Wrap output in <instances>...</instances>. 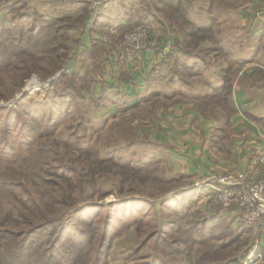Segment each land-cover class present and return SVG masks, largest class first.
Returning a JSON list of instances; mask_svg holds the SVG:
<instances>
[{
  "label": "rangeland",
  "instance_id": "374dc122",
  "mask_svg": "<svg viewBox=\"0 0 264 264\" xmlns=\"http://www.w3.org/2000/svg\"><path fill=\"white\" fill-rule=\"evenodd\" d=\"M262 47L264 0H0V264H218L255 245L220 238L233 224L204 195L217 174L264 180L257 146L234 144L257 133L262 170Z\"/></svg>",
  "mask_w": 264,
  "mask_h": 264
},
{
  "label": "built area",
  "instance_id": "2783aa9c",
  "mask_svg": "<svg viewBox=\"0 0 264 264\" xmlns=\"http://www.w3.org/2000/svg\"><path fill=\"white\" fill-rule=\"evenodd\" d=\"M205 193L208 201L225 210L234 228L264 226V180L246 182L243 173L217 174Z\"/></svg>",
  "mask_w": 264,
  "mask_h": 264
},
{
  "label": "crops",
  "instance_id": "0c3cea01",
  "mask_svg": "<svg viewBox=\"0 0 264 264\" xmlns=\"http://www.w3.org/2000/svg\"><path fill=\"white\" fill-rule=\"evenodd\" d=\"M261 50H262V52L264 53V48L262 47V48H260ZM147 68V67H146ZM145 68V69H146ZM255 73V71L252 73V81H251V83H250V85L253 87L254 86V88H252V90L253 89H264V85L262 86V87H260V84L262 83V84H264L263 82H260V80L257 78V83L254 81L255 80V78H254V74ZM264 80V79H263ZM164 82H166L165 80H164ZM173 82V81H172ZM159 84H162V83H160V81L158 80V82H157V78H156V81H155V84H153L152 85V87H150L152 90L150 91V93L149 94H152L153 92H158V95H159V97H162L161 96V94H164L163 92H161V91H159L158 89H157V87L158 86H162V85H159ZM169 84H171V83H169ZM150 85H151V83H150ZM150 85H145V84H139V82H138V84L137 85H135L134 86V90H133V92H134V94L136 93V94H138L139 92H141L145 87H147L148 86V88H149V86ZM166 85H168V83L166 84ZM126 88V86H123L122 88H118V90H119V92H121V95L122 96H124L123 97V100H130V99H132V98H134L133 97V95L130 93V92H132V90H129V89H125ZM136 89H137V91H136ZM260 89V90H261ZM154 90H156V91H154ZM129 91V92H128ZM118 92V91H117ZM210 93H208V94H206V96H208ZM137 98V96H135V99ZM137 100L138 99H136V102H137ZM257 102H255L254 104H256ZM238 114H240V113H238ZM196 115V114H195ZM196 116H198V115H196ZM247 117H249V118H252V119H254V118H262V119H264V116L263 117H260V116H257V115H254V114H252L251 112H249V111H247V115H246ZM246 117V118H247ZM264 125V124H263ZM235 132L237 133V132H239V128L238 127H236V130H235ZM242 135L243 136H247V138L245 139V140H247V141H240V140H238V139H235L234 140V144L235 145H239V144H242V143H246V142H250L251 140H252V142H253V146H257V148H256V150H252L250 153H249V156L251 157L249 160L247 159V162H246V164L249 166V169H250V171H248V173L250 174H252V176L254 177V174L251 172V170H254L257 174L258 173H261V171L264 173V166H262V170H261V165H259V167L256 165L257 163H256V160H257V158L258 157H260L261 155H262V153L260 152V150L263 148V146L262 145H259V143H256V142H254L253 140L254 139H256V138H254L256 135H257V133H251V132H249V133H246L245 135H244V133H242ZM236 136H238V135H236ZM248 145H250V144H248ZM260 146H262V147H260ZM258 147H260V149H259V151H257V149H258ZM233 148H232V155H235V154H233ZM170 154H172V165L170 166V167H172L173 168V172L174 173H178V174H180V173H182V171H187L189 174L190 173H192V174H190V176H191V178H193V180H191V182H199V185H200V183L201 182H203V177L205 178L206 176H207V174H208V172H206L205 170H202V171H200V170H198V172H196L195 171V169H193V170H188L187 169V167H186V163H187V160L189 159L188 158V155H186V154H184L180 149H178V151L177 150H174V149H171V148H168V150H167ZM210 159L211 160H213L214 158L213 157H210ZM205 169V168H204ZM199 180V181H198ZM207 187H208V185H207ZM202 189V188H201ZM203 190V189H202ZM194 191V190H193ZM201 192V191H200ZM262 227H261V225L260 226H252V227H249L248 229H246L245 230V232L244 233H246L247 231H250V232H252V231H254V229H255V231H256V234H259L260 233V237L256 240V242H255V245L253 244L252 246H251V251H250V255H248V257H247V259L245 260V264L246 263H251V264H264V229H261ZM257 247H259L260 248V250H257Z\"/></svg>",
  "mask_w": 264,
  "mask_h": 264
},
{
  "label": "trees",
  "instance_id": "16d2710c",
  "mask_svg": "<svg viewBox=\"0 0 264 264\" xmlns=\"http://www.w3.org/2000/svg\"><path fill=\"white\" fill-rule=\"evenodd\" d=\"M220 216H221V214L218 215V220L220 219L219 218ZM222 219L225 220L224 216L222 217ZM227 222H226V225H224L223 227L219 226V229H223V232L219 233V237L220 238L227 236V235L224 234L225 231H230L231 233H233V232L236 233V232H240L241 231V234H243L245 232V230L249 228V227L248 228H244V226H241V227H238V228H234L229 222L228 223ZM217 223L218 224H222L223 222L222 221L221 222L217 221ZM237 234H240V233H237ZM237 236H239V235H237ZM252 245H250V247H247V249L244 250L243 253L240 256L224 259L223 262H218V264H245L244 262L247 259L248 255H250V251L252 249L251 248ZM257 250H260V248L257 247ZM246 264H251V263H246Z\"/></svg>",
  "mask_w": 264,
  "mask_h": 264
},
{
  "label": "bare ground",
  "instance_id": "6f19581e",
  "mask_svg": "<svg viewBox=\"0 0 264 264\" xmlns=\"http://www.w3.org/2000/svg\"><path fill=\"white\" fill-rule=\"evenodd\" d=\"M29 85L34 87L36 85L35 80L33 82L29 83Z\"/></svg>",
  "mask_w": 264,
  "mask_h": 264
}]
</instances>
